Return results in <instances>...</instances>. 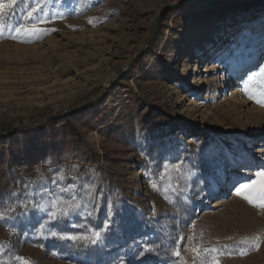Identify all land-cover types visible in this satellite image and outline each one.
Segmentation results:
<instances>
[{
  "label": "rangeland",
  "instance_id": "obj_1",
  "mask_svg": "<svg viewBox=\"0 0 264 264\" xmlns=\"http://www.w3.org/2000/svg\"><path fill=\"white\" fill-rule=\"evenodd\" d=\"M3 4L11 7H0V198L7 202L15 193L12 203H20L41 186L52 189L63 169L58 183L82 180L97 189L91 219L83 209L69 218L81 225L71 231L102 226L106 215L113 222L101 244H73L38 234L37 218L31 210L18 215L24 211L18 207L8 223L0 221V259L264 264V207L232 195L234 185H254L250 194L261 202L264 106L256 100H264V76L259 69L251 80V72L244 75L235 87L245 99L240 104L234 79H226L257 61L264 65V0ZM33 27L43 31H24ZM241 30L234 45L222 46L226 55L207 65L214 57L205 56L221 46L227 31ZM151 107L164 119L148 125ZM196 129L208 137L201 139ZM165 157L184 161L182 171H165ZM233 167L236 173L228 174ZM149 179L162 191L176 189L179 194L169 192L174 202L153 191ZM181 234L193 239L181 240L180 254L173 256ZM146 242L155 251L141 256ZM204 248L221 252L205 254Z\"/></svg>",
  "mask_w": 264,
  "mask_h": 264
},
{
  "label": "snow or ice",
  "instance_id": "obj_2",
  "mask_svg": "<svg viewBox=\"0 0 264 264\" xmlns=\"http://www.w3.org/2000/svg\"><path fill=\"white\" fill-rule=\"evenodd\" d=\"M0 7H11V5L3 4L0 5ZM33 19L39 18L33 17ZM54 30L55 29H53V31ZM17 31H20V29L18 28ZM24 31L37 33L43 30L33 27L31 29H25ZM11 38L16 39L17 37L13 36ZM241 55H243V53ZM247 55L249 58L251 57V53H248ZM261 60H264V55L261 56ZM257 69H259L260 74L264 76V65L260 64V62L257 61L255 63H252L250 67L246 68L244 72L240 74L238 79L243 80L244 75L251 72L252 75H248V79L251 80L253 75L256 74ZM243 91L246 95H248L249 99H255V97L248 92L247 88H244ZM256 103L260 104L261 106H264V100L257 99ZM184 164L185 162L180 161L178 157H176L174 161L169 160L167 157H165L163 168L165 169V171L172 168L177 172H181L184 167ZM157 166L159 167V165ZM262 167H264V165H262ZM146 174L151 176V173L147 170ZM65 175L66 173L63 169L59 170L57 172L56 177L52 181V185L54 186L52 189L48 188L47 186H41L39 192L34 191L28 193L26 199L23 202L12 203V198L16 196L15 193L9 195V197L7 198V202H5L4 198H0V221L8 223L9 219L14 218L13 213H16V209L20 207L24 211L18 213V215H25L29 210H31L32 218H37V223L40 224V228L37 229L38 234L44 233L47 237H50L52 239L71 241L73 242V244H78L80 242H83L86 245L101 244L105 238L106 233L111 230L110 225L113 222L112 216L106 215L102 226L93 225L91 227H87L83 232L71 231L81 227V225L72 223L69 218L80 216L82 214L83 209H88V211L83 214L89 220L91 219L92 211L95 210L98 206V203L96 202L97 198L94 195L97 189H95L91 184L83 182L82 180H76L73 184L69 185H63L58 183L65 179ZM186 175L187 179L191 181L194 173L189 171ZM149 186L152 188L153 191H156L159 194L163 195V197L168 200L169 203L174 202V200L170 198L169 192L177 193L176 189L170 188L168 190L162 191L157 186V184H155L151 179H149ZM189 187H191V184L182 187L179 190L180 193H186ZM233 187L235 190V194L238 197L245 199L249 204H253L254 206L264 207V189H261L260 193L261 202L257 203V201L250 194V191L255 190L254 185H247L241 183L238 187L235 185ZM183 198L185 200L187 199L186 196H184ZM113 211L114 204L109 201L107 206V212L111 213ZM153 214H155V208H153ZM183 239L191 240L193 239V237H184L181 234L180 239L176 240V248L172 249L173 256H179L180 253L178 249L180 247V242ZM5 247H7V245H5ZM41 247H43V245H41ZM191 250L193 252H196L197 257H199V252H197L196 248H193ZM153 251H155V249L151 247L149 243L146 242L143 251L140 253V255L144 256L145 253H150ZM203 252L205 254H209L213 252H221V250L216 248H204ZM13 259L19 261L20 264H34V262L21 257H13ZM0 264H11V262L0 259ZM208 264H219V261L212 260L209 261Z\"/></svg>",
  "mask_w": 264,
  "mask_h": 264
},
{
  "label": "bare ground",
  "instance_id": "obj_3",
  "mask_svg": "<svg viewBox=\"0 0 264 264\" xmlns=\"http://www.w3.org/2000/svg\"><path fill=\"white\" fill-rule=\"evenodd\" d=\"M259 22H260V26H263L264 27V17L263 18H261V19H259ZM239 33H243L242 32V30H241V32H238V33H234V31H231V32H228L227 31V35H226V37L221 41V46L220 47H218L217 46V48H215L212 52H210V53H208V50L206 51L208 54L205 56V57H207V58H213L207 65H210L211 64V67H213L214 66V64H216L217 62H219L225 55H226V53L224 54V52L225 51H227V47H222V46H226V45H228V46H231V45H234V40H232L235 36H238V34ZM239 41H242V38H241V36L239 35ZM224 49V50H223ZM199 65V64H198ZM197 65V66H198ZM197 66L195 67V69L194 70H196V68H197ZM206 69H207V67H206ZM226 79L229 81V82H232V79H234V83H233V85H234V88L232 89V91L233 92H237L236 93V97H237V104H240V103H245V99H244V96L243 95H241L240 93H239V91H236L235 90V87L236 86H238L239 84H240V79H238L237 78V76H235V77H230V75L229 74H227L226 75ZM255 116H261V115H259V114H257V112L256 111H254L253 109H252V111H251ZM262 117V116H261ZM260 146H262V144H257V147H260ZM236 168H231L230 170H229V172H228V174H233V173H236ZM233 194H235V191L232 193V195Z\"/></svg>",
  "mask_w": 264,
  "mask_h": 264
},
{
  "label": "trees",
  "instance_id": "obj_4",
  "mask_svg": "<svg viewBox=\"0 0 264 264\" xmlns=\"http://www.w3.org/2000/svg\"><path fill=\"white\" fill-rule=\"evenodd\" d=\"M164 115H161L157 112V110L155 108H150L149 111L146 114V118L144 120L145 124L151 125L152 123H158L161 120H163ZM201 139H204L207 136V134L205 132H201L199 129H196L194 131Z\"/></svg>",
  "mask_w": 264,
  "mask_h": 264
}]
</instances>
